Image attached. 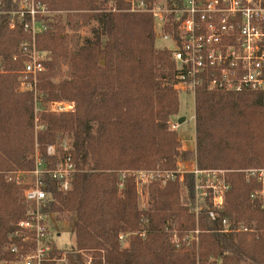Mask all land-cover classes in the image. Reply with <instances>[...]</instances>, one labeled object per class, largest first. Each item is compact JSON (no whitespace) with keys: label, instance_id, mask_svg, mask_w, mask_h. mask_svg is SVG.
<instances>
[{"label":"trees","instance_id":"1","mask_svg":"<svg viewBox=\"0 0 264 264\" xmlns=\"http://www.w3.org/2000/svg\"><path fill=\"white\" fill-rule=\"evenodd\" d=\"M21 1L0 0L1 10L16 12ZM37 1L53 14L44 19L48 30L36 37L46 54L37 96L22 91L19 82L27 62L20 44L31 33L11 29L8 16L0 20V264L15 263L7 250L10 237L35 209L24 193L27 180L34 181L37 150L46 170L58 168L67 155L76 167L67 193L49 175L42 177L48 196L42 212L72 213L76 220L75 245H53L52 257L65 254L68 264H86L83 252L93 256L92 264H264V195H257L264 184L247 172L264 169V92L198 90L197 166L230 171L227 207L215 219L210 202L198 213L182 203L179 182L151 185V205L142 210L136 178L123 179V173L173 170L178 160L193 156L181 150L169 125L183 93L176 88L172 52L156 47L153 15L131 12L129 0ZM144 1L152 6L158 0ZM170 19L167 31L177 39L180 22ZM93 21L98 26L92 38H82L81 23ZM63 66L69 78L56 83ZM64 102L73 110H52ZM50 147L56 148L53 156ZM18 172L28 174L21 185L7 177ZM184 187L194 205L192 174ZM189 236L194 238L186 241Z\"/></svg>","mask_w":264,"mask_h":264},{"label":"built area","instance_id":"2","mask_svg":"<svg viewBox=\"0 0 264 264\" xmlns=\"http://www.w3.org/2000/svg\"><path fill=\"white\" fill-rule=\"evenodd\" d=\"M129 3L132 4L130 11L133 13L152 14L160 29L158 37L170 43L167 49L172 52L177 66L176 88L181 92L193 99H196L200 88L210 92H264V0H181V4H170L163 0L152 6L144 0H129ZM171 15L180 22L177 39L167 31V27L172 26ZM2 16H8L11 29L21 26L31 33L32 39L20 44V52L27 62L19 72V82L22 91L33 92L37 96L40 76L46 71V54L39 49L36 37L48 30L44 19L52 18L53 14L37 0H22L19 10L12 13L1 10L0 3V20ZM53 107L54 111L60 113L70 112L74 104L57 103ZM64 149L68 151L67 143ZM55 152V147L49 148V155L53 156ZM247 172L251 176L258 175L259 181L264 184V170ZM75 173L76 167L71 155H67L54 170H46L43 161L36 156L32 173L35 182L24 193L26 200L34 204L35 209L19 222L7 248L16 255L14 264H68L65 254L61 258L52 257L51 254L55 244L50 234V216L42 212L48 200L42 177L49 175L60 183V190L67 193ZM224 173L200 169L190 173L194 176L196 192L202 181L214 191L211 202L214 211L210 213L212 219L224 209V189L228 187L226 181L220 178ZM177 174L179 171L174 170L127 171L122 177L134 176L137 184L144 179L167 183L175 181ZM16 175L18 177L8 175V180L21 185L25 174ZM223 224L225 232H228L231 226L226 220ZM172 233L173 242L179 246L177 233ZM16 239L21 241V247L14 242ZM120 240L123 241V236ZM25 245L30 247L25 250Z\"/></svg>","mask_w":264,"mask_h":264},{"label":"rangeland","instance_id":"3","mask_svg":"<svg viewBox=\"0 0 264 264\" xmlns=\"http://www.w3.org/2000/svg\"><path fill=\"white\" fill-rule=\"evenodd\" d=\"M163 2V0H158L157 2ZM129 3V2H128ZM132 7V4H131ZM108 9H110V5L108 6ZM97 23L96 22H90L88 24H82L80 25V31L79 34L81 35L82 38H92L93 36V31L95 30V28H97ZM155 30H156V35H157V40H156V47L158 49H166L167 47L170 46L169 42H165L162 38L158 37L159 33H160V29L155 26ZM69 34H72V32L70 30H68ZM104 62V61H102ZM69 78V74H68V68L67 66H63L62 70L59 74V76L55 79V82H61L63 80H66ZM180 112L176 115L173 116L170 121H169V125L171 130L177 132L180 141H181V150L184 152H190L193 154V156H191L190 158L187 159H180L178 160V163L175 167V169H173L174 171H179V174H177V177H175V181H168L167 183H163L162 181L159 180H154V181H146V179L143 180V182H139L137 184V189L139 192V204H140V208L142 210H146L150 207L151 202H150V186L153 184H161L163 187L166 186L168 183L170 182H179L180 184V194H181V201L184 205L188 206L189 208H191L192 210H195V212L198 213L199 211V206L207 201L210 202V204H212V195H213V190L210 189V187H208V184L205 181L200 182L198 185L200 186L199 189L197 190V193L195 191V202L194 205H192L188 199V195H187V191L184 187V181H185V177L186 175H190V173L195 170V169H199L197 166V160H196V114H195V102L196 99H193V97L188 96L185 93H181L180 94ZM67 103V102H64ZM52 108H54L52 106ZM40 107L37 106L36 107V113L39 114L40 113ZM54 110V109H52ZM57 112V111H56ZM60 113V112H59ZM181 118H185V122H183V124H179V120ZM39 123H36V125ZM37 129V127H36ZM36 131V130H35ZM36 135H37V131H36ZM69 143V142H68ZM38 148L36 147V150ZM56 151V148H55ZM56 154V152H55ZM36 156H39V152L38 150L36 151ZM36 158V157H35ZM164 169L161 168H157V169H153V170H142V171H163ZM258 170V169H255ZM264 170V169H262ZM215 171H225L226 173H224V175L220 176L221 179H224L227 183V189H224L225 192V205H224V209L227 207V196H228V191H229V173L230 171H226V170H215ZM23 172H18V173H10L9 176L12 177H18V175L16 174H20ZM28 175V174H26ZM24 175V180H26L27 178H25ZM30 175V174H29ZM29 183L28 185H32V183L34 184V181L31 183V181H29V179L27 180ZM206 193V196H202L201 194ZM263 191L258 192L257 195L258 196H263ZM75 226H76V220L75 217L72 213H54L52 216H50V222H49V227H50V234L51 237L53 238V242L54 244L60 248V249H68L71 248L72 246L75 245ZM173 232V231H171ZM198 231H196L197 233ZM199 233V232H198ZM197 233V234H198ZM190 238V239H189ZM194 237L193 236H189L186 237V241L192 240ZM82 256L84 258V260L86 261V264H92L93 263V256L90 255L89 253H82ZM3 264V263H2Z\"/></svg>","mask_w":264,"mask_h":264},{"label":"water","instance_id":"4","mask_svg":"<svg viewBox=\"0 0 264 264\" xmlns=\"http://www.w3.org/2000/svg\"><path fill=\"white\" fill-rule=\"evenodd\" d=\"M102 65H104V62H102ZM183 122H185V118H181V119L179 120V124H183Z\"/></svg>","mask_w":264,"mask_h":264}]
</instances>
